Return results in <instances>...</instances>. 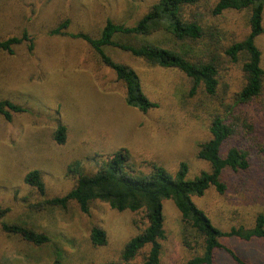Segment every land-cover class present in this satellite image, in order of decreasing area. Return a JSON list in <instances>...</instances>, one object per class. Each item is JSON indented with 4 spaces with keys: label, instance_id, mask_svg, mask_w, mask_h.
I'll use <instances>...</instances> for the list:
<instances>
[{
    "label": "rangeland",
    "instance_id": "1",
    "mask_svg": "<svg viewBox=\"0 0 264 264\" xmlns=\"http://www.w3.org/2000/svg\"><path fill=\"white\" fill-rule=\"evenodd\" d=\"M154 1L0 0V40L20 36L23 31L33 39L32 49L22 42L13 54L0 53V99L26 109L12 113L10 120L0 114V222L21 223L49 236V241L37 245L0 225V264H104L118 260L125 243L146 227L144 210L119 211L96 200L90 203L89 212L83 213L75 201L65 207L45 203V199L63 196L74 187L75 177L68 170L74 161H79L83 170L94 167L84 160L92 152L108 154L126 148L142 170L147 169L148 161L171 172L180 161H186L189 176L208 169L196 151L198 143L209 139L206 124L210 110L199 106L204 99L201 93L187 95L189 81L183 72L150 65L128 51L106 46L109 56L136 72L143 93L157 104L142 113L128 106L125 83L86 41L49 32L68 20L65 31L69 34L96 36L107 19L133 25ZM216 1L196 0L192 7L220 27L224 36L219 38L224 43L241 38L247 31V12L228 10L212 17ZM255 41L264 67V32ZM220 69L231 91L235 90L240 77L237 66L224 61ZM248 110L258 120L254 141L264 148V105L258 110L250 105ZM59 126L65 127L62 144L54 136ZM258 159L255 154L254 160ZM31 170L41 173L43 193L24 182ZM259 177L260 172H227L229 188L224 195L210 188L201 198H192L193 202L223 229L246 224L247 212L264 208ZM239 181L245 184L238 187ZM162 205L165 237L160 241L159 264H183L193 252L181 243L180 212L172 200L165 199ZM224 208L230 209L228 212L236 208L238 214L233 212L231 219ZM92 227L105 232V244H92ZM220 241L245 261L264 264V244L259 241ZM215 257L216 264H236L223 250L216 251ZM134 262H141V254Z\"/></svg>",
    "mask_w": 264,
    "mask_h": 264
},
{
    "label": "trees",
    "instance_id": "2",
    "mask_svg": "<svg viewBox=\"0 0 264 264\" xmlns=\"http://www.w3.org/2000/svg\"><path fill=\"white\" fill-rule=\"evenodd\" d=\"M195 3L196 0H155L133 25L107 19L96 36L84 32L69 34L65 31L68 20L49 30L52 34L86 41L100 61L125 83V102L129 107L146 113L157 104L143 93L136 72L109 56L105 52L106 46L128 51L150 65L180 70L189 81L187 95L201 93L204 99L198 103L199 106L210 110L206 124L209 139L198 143L196 151V157L207 163V170L189 176L186 161H180L173 172L151 161H148L147 169L142 170L132 162L126 148L121 147L108 154L95 151L84 157V160L94 163L92 169L83 170L79 161L68 167L75 177L73 188L63 196L45 199L46 204L58 207L75 201L83 213H88L90 203L96 200L119 211L144 210L146 227L125 243L118 260L104 264H159L160 241L165 237L162 205L165 199L172 200L180 212L181 243L193 252V256L183 264H216L215 253L218 250L227 253L236 264H253L223 244L221 238L264 244V208L256 207L247 212L246 224L241 222L223 229L192 199L201 198L210 188L224 195L229 188L225 178L227 172H260L258 183L264 187V157L261 156L264 148L254 141L258 120L248 110L250 105L256 110L264 105L262 51L255 41L264 32V0L215 2L211 9L212 17H219L228 10L247 12L246 33L241 38L230 39L227 44L219 38L224 36V32L209 22L206 14L193 8ZM22 42L32 49L33 39L23 31L20 36L0 40V53L13 54L14 47ZM224 61L236 65L240 72L233 91L224 70L220 69ZM25 110L7 99H0V114L6 120L11 119L12 113ZM54 136L58 144L64 143L65 127L59 126ZM255 154L258 155V163L254 160ZM24 182L43 193L44 182L38 170L27 172ZM240 183L245 184L239 181L238 187ZM224 210L231 219L233 212L238 214L236 208L230 212L228 208ZM0 225L2 230L18 234L37 245L49 241L47 234L21 223L1 221ZM90 238L96 246L107 241L105 232L99 227L91 228ZM139 254L141 262H134Z\"/></svg>",
    "mask_w": 264,
    "mask_h": 264
}]
</instances>
